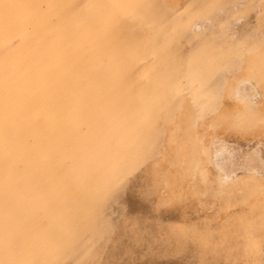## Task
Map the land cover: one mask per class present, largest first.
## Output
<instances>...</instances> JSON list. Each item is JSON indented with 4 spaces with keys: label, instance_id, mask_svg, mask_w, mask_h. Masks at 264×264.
I'll use <instances>...</instances> for the list:
<instances>
[{
    "label": "rangeland",
    "instance_id": "rangeland-1",
    "mask_svg": "<svg viewBox=\"0 0 264 264\" xmlns=\"http://www.w3.org/2000/svg\"><path fill=\"white\" fill-rule=\"evenodd\" d=\"M263 40L264 0H0V264H264Z\"/></svg>",
    "mask_w": 264,
    "mask_h": 264
},
{
    "label": "bare ground",
    "instance_id": "bare-ground-1",
    "mask_svg": "<svg viewBox=\"0 0 264 264\" xmlns=\"http://www.w3.org/2000/svg\"><path fill=\"white\" fill-rule=\"evenodd\" d=\"M172 4V3H171ZM75 5V4H74ZM163 7V6H162ZM173 9V8H172ZM122 10V9H121ZM111 12V11H110ZM74 13V12H73ZM163 15V14H162ZM192 15H194V13L193 14H191V15H187L186 17H187V21L188 22H192L191 21V19L190 18H192ZM107 16V15H106ZM164 16H165V14H164ZM197 16V15H196ZM67 17V16H66ZM66 17H64V18H66ZM83 17V16H82ZM116 17V16H115ZM139 17V16H138ZM156 17V16H155ZM162 17V16H161ZM63 18V19H64ZM133 18V17H132ZM158 18V17H157ZM5 19V18H4ZM68 19H71V18H68ZM81 19V18H80ZM137 19V18H136ZM154 19V18H153ZM162 19V18H161ZM168 19V18H167ZM72 20V19H71ZM138 20V19H137ZM137 20H136V22H137ZM159 20V19H158ZM59 21H60V19H59ZM78 21V20H77ZM166 21V20H165ZM185 22V23H188V22ZM150 22H151V20H150ZM59 23V22H58ZM63 23V22H62ZM70 23H72V22H70ZM86 23V22H85ZM138 23V22H137ZM156 23H158V22H156ZM162 23V22H161ZM61 24V23H60ZM139 24V23H138ZM164 24V23H163ZM62 25V24H61ZM77 25V24H76ZM159 25H160V23H159ZM158 25V27H160ZM189 25V24H188ZM191 25V24H190ZM193 25V24H192ZM185 26V25H184ZM57 27H59V26H57ZM65 27H67L66 25H65ZM168 27V26H167ZM69 28V27H68ZM145 28H147V27H145ZM56 29V28H55ZM70 29V28H69ZM160 29V28H159ZM60 30V29H59ZM62 30V29H61ZM66 30V29H65ZM142 30V29H141ZM140 30V31H141ZM144 30V29H143ZM145 31V30H144ZM157 31V30H156ZM164 30H162V32H163ZM166 31V30H165ZM179 31V30H178ZM65 32V31H64ZM159 32V31H158ZM152 33V32H151ZM178 33V32H177ZM118 34V33H117ZM144 34H146V33H144ZM79 35V34H78ZM148 35H150V34H148ZM181 35V34H180ZM184 35V34H183ZM59 36V35H58ZM66 36V35H65ZM157 36V35H156ZM182 36V35H181ZM248 36V35H247ZM246 36V37H247ZM69 37V36H68ZM242 37V36H241ZM179 38H180V36H179ZM253 38V37H252ZM252 38H250V39H252ZM260 38V37H259ZM59 39V38H58ZM252 41V40H251ZM250 41V42H251ZM254 41V40H253ZM81 42V41H80ZM171 42V41H170ZM175 42V41H174ZM241 42V41H240ZM259 43V42H258ZM72 44V43H71ZM80 44H82V42L80 43ZM174 44V43H173ZM172 44V45H173ZM208 44V43H207ZM238 44V43H237ZM249 44V43H248ZM247 44V45H248ZM84 45V44H83ZM175 46L177 45V44H174ZM215 45V44H214ZM71 46V45H70ZM211 46V45H210ZM217 46V45H216ZM215 46V47H216ZM212 47H213V45H212ZM246 47V46H245ZM48 48V47H47ZM75 48V47H74ZM214 48V47H213ZM212 48V49H213ZM220 47H218V49H219ZM176 49V48H175ZM215 50V49H214ZM232 49H230L229 50V52L228 51H226V54H229V53H231V55H232V53H233V51L232 52H230ZM244 50L246 51V53H247V55H246V53L244 54V56H245V59H242V60H240L241 62H240V64L241 65H243V68L246 70V72L247 73H251L250 71H248V70H252V73H255L254 71H258L259 73L261 72L262 73V71L263 70H261V68H264V67H260L261 66V58H260V56H262V55H264V40L263 41H260V43L259 44H256V45H252V46H248V47H246V48H244ZM244 50H241L240 51V54H241V56L243 55V51ZM186 51V50H185ZM218 51V50H217ZM238 51V50H237ZM235 53H238V52H236V51H234ZM211 53H213L214 55H216V57H218L217 56V54H216V52L214 53V52H211ZM223 53V51L220 53V54H222ZM234 53V54H235ZM159 54V52L157 51V53H156V55H158ZM182 54V53H181ZM181 54H180V57H181ZM60 55V54H59ZM183 55V54H182ZM240 56V57H241ZM232 57V56H231ZM233 58V57H232ZM243 58V57H242ZM240 59V58H239ZM144 61V60H143ZM239 61V60H238ZM9 63V62H8ZM11 63V62H10ZM248 64V65H247ZM246 66H249V69L247 70L246 68ZM18 67V66H17ZM54 68V67H53ZM52 69V68H51ZM147 69V68H146ZM44 72V71H43ZM47 73V72H46ZM16 74V73H15ZM3 77V76H2ZM47 77V76H46ZM238 76H236V77H232V78H230L229 80H227V82H226V85H225V87H226V89L225 90H223L221 87L220 88H216L215 87V89H214V92H217V93H219L220 94V96L221 97H223V99H225L226 97H228V90H229V88H230V86H231V84H233V82H234V80H236V78H237ZM190 78H193V81H191L190 80ZM18 79V78H17ZM39 79V78H38ZM184 79H185V82H186V84H185V86L184 87H181V88H178V90L175 92L176 94H179V92H185V91H188V93H190V95H191V97L196 101V102H198V111H199V113L198 114H200V116L202 115H204V112L206 111V112H208V114H210V115H212V116H214L213 118H215V120H217V121H219V122H221V121H225V118H224V116H225V114L228 112V113H231L232 114V117L233 118H241L242 119V117H249V113H247V112H245V111H242L241 109H240V107H241V105H242V103L241 102H239V106H237L236 108H231V106L230 105H228V106H226V105H221V107L219 106V104H214L213 103V101H212V98L213 97H215V93L213 92V91H207V89L205 90V87L207 86V83L205 82V84L201 81V79L199 78V77H195V76H189V73H185L184 74ZM44 80H45V78H44ZM261 80V79H260ZM8 82V81H7ZM41 82H42V80H41ZM44 82V81H43ZM162 84V83H161ZM48 85V84H47ZM29 86V85H28ZM18 88V87H17ZM21 88V87H20ZM33 88V87H32ZM205 90V91H204ZM263 92H264V90H263ZM31 93V92H30ZM47 93H49V92H47ZM237 94V93H236ZM244 94V93H243ZM49 95V94H48ZM26 96V95H25ZM181 97V96H180ZM182 97H184V96H182ZM220 98V97H219ZM218 98V99H219ZM229 98V97H228ZM242 98V97H241ZM192 99V100H193ZM57 100V99H56ZM181 100V99H180ZM179 99H178V104H179V109L180 110H186L187 108H188V106H186L185 105V102H183V100L182 101H180ZM222 100V99H221ZM160 101H158V103H159ZM189 103V102H188ZM209 103V104H208ZM254 103V102H253ZM263 103V102H262ZM224 104V103H223ZM264 104V103H263ZM185 105V106H184ZM245 105V104H244ZM43 106V105H42ZM261 106V105H260ZM263 107V106H262ZM201 109H203V111L201 110ZM262 110V109H261ZM44 111V110H43ZM202 112V113H201ZM247 113V114H246ZM42 115H44V114H42ZM196 115V114H195ZM207 114L205 113V116H206ZM262 115V114H261ZM199 116V117H200ZM167 117V116H166ZM196 117L197 116H195V117H192V118H194V119H196ZM33 118V117H32ZM261 118V117H260ZM33 120V119H32ZM22 121V120H21ZM195 121V120H194ZM199 121V120H198ZM35 122V121H34ZM209 123V122H208ZM258 123V122H257ZM193 124V123H192ZM192 124H190V125H192ZM205 124V123H204ZM194 126H195V124H193ZM218 125V124H217ZM236 125V124H235ZM224 127V126H223ZM236 128V127H235ZM235 128H232V129H235ZM196 129V128H195ZM198 129V128H197ZM221 129V128H220ZM18 130V129H17ZM215 130V129H214ZM198 131V130H197ZM233 131V130H232ZM242 132H244V131H242ZM194 133H195V131H194ZM195 134H197V133H195ZM213 134V133H212ZM211 134V135H212ZM244 134V133H243ZM195 136V135H194ZM216 136V135H215ZM193 137V136H192ZM212 138H213V136H212ZM43 140V139H42ZM211 140V139H210ZM209 142V141H208ZM42 147V146H41ZM196 151V150H195ZM81 153V152H80ZM203 158V157H202ZM69 164V163H68ZM205 166V165H204ZM171 170V169H170ZM250 176H251V174H249ZM248 175V176H249ZM252 177V176H251ZM254 177V176H253ZM187 178V177H186ZM185 178V179H186ZM247 178V177H246ZM230 179V178H229ZM248 179H250V178H248ZM253 179V178H252ZM251 179V180H252ZM187 180H189V179H187ZM251 180H248V181H251ZM261 180V179H260ZM243 181V180H242ZM255 181V180H254ZM257 182H259V180L257 181ZM256 182V183H257ZM261 182V181H260ZM246 183V182H245ZM252 184V183H251ZM186 185H187V183H186ZM237 185H239V184H237ZM257 185H259V184H257ZM261 185H263V184H261ZM260 186V185H259ZM259 186H258V188H259ZM239 187L240 186H238L237 188L239 189ZM248 187V186H247ZM180 188V187H179ZM232 188H233V186H232ZM242 188V187H241ZM249 188V187H248ZM262 189V188H261ZM176 188H175V192H176ZM187 190V189H186ZM189 190V189H188ZM225 190V189H224ZM223 190V191H224ZM230 190V189H229ZM234 190V189H233ZM236 190V189H235ZM258 190V189H257ZM263 190V189H262ZM226 191V190H225ZM224 191V192H225ZM228 191V190H227ZM227 191H226V193H227ZM248 191V190H247ZM255 192V191H254ZM261 192V191H260ZM177 193V192H176ZM178 193H179V191H178ZM177 193V194H178ZM236 193V192H235ZM226 195V194H225ZM232 195V194H231ZM234 196V195H233ZM232 197V196H231ZM221 198H222V196H221ZM250 198V197H249ZM258 198V197H257ZM232 200V199H231ZM234 200V199H233ZM221 202V201H220ZM247 202V201H246ZM256 202V201H255ZM263 203V202H262ZM233 204V203H232ZM241 204H243V203H241ZM236 205V204H235ZM253 205V204H252ZM256 205V204H255ZM228 206H229V204H228ZM226 208V207H225ZM240 208V207H239ZM221 209H222V207H221ZM262 209H264V208H262ZM261 209V210H262ZM223 210V209H222ZM221 210V211H222ZM227 210V209H226ZM256 210H258V209H256ZM225 213H226V211H225ZM251 213V212H250ZM232 214V216H234L233 215V213H231ZM226 215V214H225ZM230 215V214H229ZM246 215V214H245ZM251 215V214H250ZM259 215V214H258ZM224 217V216H223ZM236 218H239L238 216H235ZM229 218V217H228ZM253 218V217H252ZM256 218V217H255ZM218 219V218H217ZM225 219V218H224ZM234 219V218H233ZM254 219V218H253ZM252 219V220H253ZM264 219V218H263ZM222 220V219H221ZM216 221V220H215ZM223 221V220H222ZM253 222H255V221H253ZM263 222H264V220H263ZM227 222L226 221H223V222H221V226H215V224H214V226L215 227H209V225L207 226H205V225H200V226H198V227H194V226H192V228L194 227L195 229H193V230H191V232L192 231H194V233H197L198 235H200L201 237H204V238H206V237H211V236H213L214 237V235H217V236H221L222 237V235L223 234H225V229L227 228V224H226ZM192 224V223H191ZM254 224V223H253ZM262 224V223H261ZM216 225H217V223H216ZM203 226H205V227H203ZM252 226V225H251ZM261 226V225H260ZM186 228V227H185ZM256 228V227H255ZM184 229V228H183ZM259 229H261V228H259ZM186 229H184V231H185ZM188 230V229H187ZM186 230V231H187ZM190 230H188V231H190ZM254 231H257V230H255V229H253V232ZM262 231H264V226L262 227ZM229 233H230V231H229ZM229 233H228V235H229ZM260 233V232H259ZM184 235H185V232L183 233ZM226 235V234H225ZM200 238V237H199ZM211 239V238H210ZM224 244V243H223ZM246 246V245H245ZM243 247H244V245H243ZM214 248V247H213ZM247 248V247H246ZM255 252V251H254ZM251 255V254H250ZM250 257V256H249ZM250 260V259H249Z\"/></svg>",
    "mask_w": 264,
    "mask_h": 264
}]
</instances>
